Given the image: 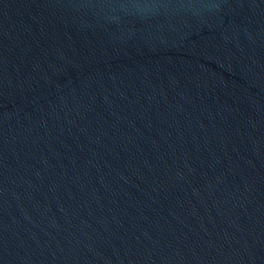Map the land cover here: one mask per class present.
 Masks as SVG:
<instances>
[{
    "label": "water",
    "instance_id": "95a60500",
    "mask_svg": "<svg viewBox=\"0 0 264 264\" xmlns=\"http://www.w3.org/2000/svg\"><path fill=\"white\" fill-rule=\"evenodd\" d=\"M0 264H264V0H0Z\"/></svg>",
    "mask_w": 264,
    "mask_h": 264
}]
</instances>
